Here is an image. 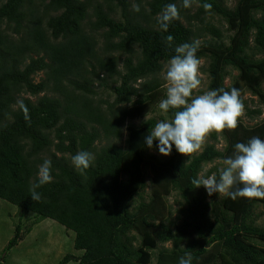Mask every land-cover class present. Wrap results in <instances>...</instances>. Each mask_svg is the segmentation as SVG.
I'll return each instance as SVG.
<instances>
[{"label": "trees", "instance_id": "1", "mask_svg": "<svg viewBox=\"0 0 264 264\" xmlns=\"http://www.w3.org/2000/svg\"><path fill=\"white\" fill-rule=\"evenodd\" d=\"M223 2L0 0V199L20 214L4 251L51 220L74 233L79 253L57 264H179L186 255L191 264H264V246L256 243L264 242V227L254 224L264 198L209 196L192 183L198 174L219 179L217 166L203 168L223 162L237 142L264 140V120L249 126L238 117L235 129L209 133L212 143L197 154L173 147L159 158L149 153L155 142L151 149L144 143L174 114L158 109L166 95L161 72L183 43L206 60L205 91L236 88L248 119L261 115L264 0H234L231 8ZM169 3L178 18L164 32L157 16ZM245 93L257 107H248ZM80 151L94 157L84 174L72 165ZM45 160L53 179L35 189L41 199L33 201ZM172 195L181 206L176 217Z\"/></svg>", "mask_w": 264, "mask_h": 264}, {"label": "clouds", "instance_id": "2", "mask_svg": "<svg viewBox=\"0 0 264 264\" xmlns=\"http://www.w3.org/2000/svg\"><path fill=\"white\" fill-rule=\"evenodd\" d=\"M192 0H182V6L188 8ZM205 8L210 5L205 4ZM134 11H139L138 5H133ZM178 18V8L175 3L164 6L157 16L160 29L167 32L169 23ZM169 44L172 37H166ZM175 55L165 65L161 72L165 81V98L161 99L158 109L167 113L175 109L170 120L158 121L150 134L145 137V145L151 149L154 142L156 150L163 156H168L173 147L180 154H191L201 149L209 133L221 130L235 129L238 117L243 110L239 90L230 91L213 89L202 94L193 95L201 81L199 79L200 59L197 57V46L183 43L175 47ZM23 108V104H21ZM27 112V109H24ZM94 157L90 152L80 151L72 156V165L81 174L89 169ZM51 161L45 160L38 168L37 183L31 191V199L39 201L40 194L36 188L50 183ZM197 188L203 186L208 195L223 194L235 200L242 198H264V140L252 137L247 143L237 142L233 154L223 159V168L216 174L205 176L198 174L192 180ZM239 185V187H237ZM192 257L186 255L179 258V264H191Z\"/></svg>", "mask_w": 264, "mask_h": 264}, {"label": "rangeland", "instance_id": "3", "mask_svg": "<svg viewBox=\"0 0 264 264\" xmlns=\"http://www.w3.org/2000/svg\"><path fill=\"white\" fill-rule=\"evenodd\" d=\"M223 3L228 8H231L234 5V0H224ZM116 18H118V16H116ZM211 22H213V24H215L222 31H225L226 26L223 23H220L216 18L211 20ZM261 57H264V55ZM205 67L206 60H200L199 79L201 83L197 89L193 90V95H199L200 92L203 93L206 89L207 76L204 73ZM233 75L236 74L233 72ZM42 76L43 75L39 73L35 76L34 80L38 81ZM228 83L229 78L225 80V85H228ZM262 88L264 90V84L262 85ZM107 93L108 92L103 91V97H106ZM243 98L247 100L248 107H257L258 104L255 97L245 93ZM259 107L261 108V115L254 120H249L245 115V111H242L241 115L239 116L242 122L246 125L252 126L254 123L264 120V104L259 105ZM149 116L145 118H148ZM134 123L139 124L140 120L134 121ZM211 143L212 141L207 136L201 149L191 154L199 153L204 146ZM122 144L123 141L121 145ZM215 146L217 149H222V140H218V143H216ZM149 153L161 158V155L157 151L151 150ZM216 166L219 169H222L223 162L220 160L213 161L212 163L205 165L202 172H206L207 170ZM147 175L149 177L148 173ZM146 192H149V190L146 189ZM167 201L171 205L172 217H176V211L181 207L178 205V203H180L179 199H176L174 195H172L168 197ZM18 212L19 211L17 207L0 199V264H57L65 254H79L73 248L74 233L51 220H44L40 222L38 225L34 226L30 232L24 233L22 240H20L13 248H11L9 251H4L8 241L14 235V228L18 223V219L20 218V214H17ZM254 213L255 216L260 214L259 217L255 218L254 224L258 227H264V208L261 206H256ZM26 219V222L22 220L23 227L28 224V219L30 220V217H26ZM256 243L264 246V242L256 241ZM170 246V243L165 245V247L168 248Z\"/></svg>", "mask_w": 264, "mask_h": 264}]
</instances>
